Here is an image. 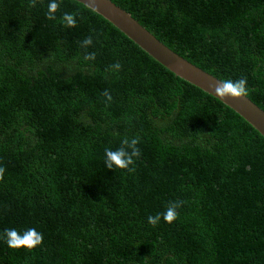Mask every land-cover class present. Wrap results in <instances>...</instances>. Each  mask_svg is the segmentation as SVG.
<instances>
[{"label": "trees", "instance_id": "obj_1", "mask_svg": "<svg viewBox=\"0 0 264 264\" xmlns=\"http://www.w3.org/2000/svg\"><path fill=\"white\" fill-rule=\"evenodd\" d=\"M111 1L209 74L246 77L264 110V0ZM49 2L0 0V264H264L263 136L104 17L60 0L49 21ZM132 137L136 171L106 169ZM170 201L177 219L149 225ZM9 228L43 243L12 250Z\"/></svg>", "mask_w": 264, "mask_h": 264}, {"label": "clouds", "instance_id": "obj_2", "mask_svg": "<svg viewBox=\"0 0 264 264\" xmlns=\"http://www.w3.org/2000/svg\"><path fill=\"white\" fill-rule=\"evenodd\" d=\"M91 5V11L98 10L97 0H87ZM38 3H43V0H29L28 7L35 8ZM60 8V0H50L47 6V12L45 18L49 21H55L57 19L56 13ZM62 25L66 28L76 27L75 14L64 13L60 19ZM93 44L92 35L90 34L81 42V48L85 52L84 60L93 61L96 58L95 52H88L87 49ZM121 65L114 63L111 65L109 71L119 72ZM212 96L216 97L219 101L224 102L226 100H239L249 95L247 87V78L241 77L236 81L230 79L222 80L215 85H210ZM103 97L105 98V106L108 107L111 104L112 96L107 90L103 91ZM140 144L139 137L124 138L120 146L116 149H105L104 164L106 169L124 170L129 173L136 171L135 163L141 156V149L138 147ZM5 169L0 167V180L4 177ZM183 201H170L165 207L162 213H157L154 216H148L147 222L149 225L155 227L161 219L164 222L171 224L177 219V210L182 207ZM3 238L8 248L12 250L24 249L26 251H33L35 248L43 243V234L38 232L36 228H28L23 233L19 232L15 228L5 229Z\"/></svg>", "mask_w": 264, "mask_h": 264}, {"label": "water", "instance_id": "obj_3", "mask_svg": "<svg viewBox=\"0 0 264 264\" xmlns=\"http://www.w3.org/2000/svg\"><path fill=\"white\" fill-rule=\"evenodd\" d=\"M73 1L91 9V5L87 0ZM97 7L98 10L95 11V13L108 20L110 24L123 33L157 63L173 73L176 77L212 96L209 86L219 83L222 81L221 79L195 66L171 50L133 18L129 12L122 9L111 0H97ZM223 103L240 114L264 138V110L262 107L248 96L235 101L226 100Z\"/></svg>", "mask_w": 264, "mask_h": 264}]
</instances>
